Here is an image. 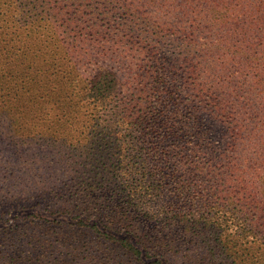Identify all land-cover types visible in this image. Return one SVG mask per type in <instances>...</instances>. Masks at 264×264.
<instances>
[{"label":"trees","instance_id":"16d2710c","mask_svg":"<svg viewBox=\"0 0 264 264\" xmlns=\"http://www.w3.org/2000/svg\"><path fill=\"white\" fill-rule=\"evenodd\" d=\"M0 39L60 104L10 123L51 160L15 149L0 264H264V0H0Z\"/></svg>","mask_w":264,"mask_h":264},{"label":"rangeland","instance_id":"374dc122","mask_svg":"<svg viewBox=\"0 0 264 264\" xmlns=\"http://www.w3.org/2000/svg\"><path fill=\"white\" fill-rule=\"evenodd\" d=\"M28 29H25V31L18 37L17 40H22V45L27 44L28 42H31L30 50L26 51V56L28 58L33 57L34 52L33 50L35 48H40L42 51L37 53H43L46 50L49 52L55 51V47H53L51 44H42L41 42L44 41V38L39 41L36 34L34 36H27ZM41 35V33H38ZM42 36V35H41ZM44 37V36H43ZM8 40H12L11 37H7ZM17 38V36L15 37ZM1 42L3 41L0 39ZM14 40V39H13ZM7 41V40H6ZM4 41V42H6ZM0 43V182L4 183H13L17 181L24 180V178L28 175V170H22V174H20V167L18 170H16V173H11V167L12 165H22L21 161H17L15 157V149L19 148L21 150H26L30 148L31 146L35 149H40V147L43 148L44 151H41V155L39 159L45 158L47 162H49L51 159H48V157L51 155V153L48 150V143H35L31 144L28 147V144L22 143L20 144L26 149H23L21 146L15 145V139L13 137V134L11 133L10 129V123H13L16 119L18 120V127L21 132H26L28 129H24L28 127L27 124H29L31 121L42 120V118L46 114H53V110L58 108L60 105L58 102V87H54V85L49 86H41L44 83H40L39 85H36V88L38 86V91H35V93H38V97H30L28 99H22L24 102V105H22L19 109H16V104L19 103V97L15 93V79L12 75V73H7L6 77H1L5 72H7L10 69L15 68L14 61V53H11L15 51V48L12 45V43L7 44L6 47H4L5 43ZM20 43V42H19ZM48 46V47H47ZM48 48V49H47ZM45 49V50H44ZM19 54H21V51H16ZM17 62V61H16ZM18 110H22V113L20 116L15 115ZM31 113V115H30ZM36 116V118L32 117ZM20 118V119H19ZM42 122V121H40ZM20 124V125H19ZM56 143L55 145H57ZM59 148V146L57 147ZM41 150V149H40ZM39 153V152H38ZM38 162L41 171L44 169V161ZM24 163V164H29ZM54 165V164H53ZM75 167V165H73ZM74 172V169H72ZM39 176H37L35 179H38Z\"/></svg>","mask_w":264,"mask_h":264}]
</instances>
